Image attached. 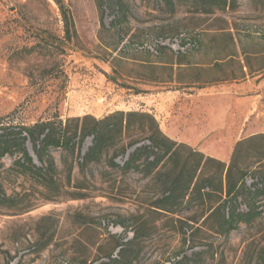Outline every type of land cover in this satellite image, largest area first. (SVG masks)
Here are the masks:
<instances>
[{
	"label": "rangeland",
	"instance_id": "rangeland-1",
	"mask_svg": "<svg viewBox=\"0 0 264 264\" xmlns=\"http://www.w3.org/2000/svg\"><path fill=\"white\" fill-rule=\"evenodd\" d=\"M59 2L74 24L70 40L54 0H0V126L114 112L154 117L157 103L176 101L190 139L211 154L225 157L231 144L264 131V71L257 72L264 53L256 54L264 52V13L254 3L236 0L232 11L203 15L175 0L174 7L123 0L120 9L102 0L101 22L95 0ZM177 57L181 68L172 64ZM215 59L223 60L220 70ZM246 59L254 73L241 79ZM89 146L87 139L82 153ZM51 155V189L22 173L19 157L0 160V188L9 199L0 202V264H106L119 260L121 248L126 260L119 264H264L260 196V217L224 236L214 231V218L204 222L203 207L158 213V184L141 174L109 169L106 159L82 169L76 154ZM255 183L249 174L247 187Z\"/></svg>",
	"mask_w": 264,
	"mask_h": 264
},
{
	"label": "trees",
	"instance_id": "trees-1",
	"mask_svg": "<svg viewBox=\"0 0 264 264\" xmlns=\"http://www.w3.org/2000/svg\"><path fill=\"white\" fill-rule=\"evenodd\" d=\"M54 1L62 16L64 38L70 40L74 33L72 18L59 0ZM167 1L174 7V0ZM175 1L185 2L193 13L203 15H214L236 8V0ZM249 1L264 13V0ZM95 2L102 22L105 4L102 0ZM110 4L119 9L124 6L123 0H108L107 5ZM263 53L256 54L259 56ZM242 54L247 57L246 52L243 51ZM233 57L234 55L230 54L224 60ZM222 63L223 60L220 59L213 61L215 69L219 70ZM172 64L178 68L183 66L180 57ZM240 71L241 79L254 73L248 59ZM261 71H264V63L257 72ZM87 139L90 140V146L82 153L83 144ZM27 143L31 146L39 166L34 164L28 153ZM51 150L76 154L81 159L82 169L101 164L106 159L105 165L109 169L141 174L144 180L158 184L160 195L152 204L158 213L175 215L185 207H203L207 215L204 222L214 218V231L224 236L234 231L239 224L251 223L262 214V210H258L254 205L258 196L264 200V134L238 141L229 163L226 164L185 144L170 140L160 130L155 118L147 113L114 112L101 119L87 115L65 121L54 117L30 126H0V160L7 156L19 157L16 162L19 170L30 175L46 189L56 186L57 168ZM120 158H125L121 166L116 163ZM71 174L72 166L67 169L69 181ZM249 174H253L256 179L252 189L246 184ZM239 200L244 201L246 211L239 209ZM8 201L0 188V202ZM189 229L192 230L191 227ZM139 237L140 234L134 232L133 238ZM124 253L121 248L119 260L109 259L106 264L125 261ZM131 260L128 259L126 264H130ZM182 260L187 258L183 256Z\"/></svg>",
	"mask_w": 264,
	"mask_h": 264
},
{
	"label": "crops",
	"instance_id": "crops-1",
	"mask_svg": "<svg viewBox=\"0 0 264 264\" xmlns=\"http://www.w3.org/2000/svg\"><path fill=\"white\" fill-rule=\"evenodd\" d=\"M155 107L157 109V113L156 115H154V117L159 123L160 130L164 133L166 137H168L170 140L174 142L185 144L189 146L191 149L200 152L207 157L215 158L223 163H226L227 160H230L234 146L238 141L253 135L264 134V131H262L259 133H253L243 136L241 139H239L238 141L234 142V144H231V146H229L227 153H224L225 157H221L220 154L219 155L211 154L205 151L203 148L196 145V143H193V141L196 139L195 138H192L193 140L190 139L189 129L186 124L187 119L180 115L179 112L180 105H177L176 101L169 102L165 106H163V103H157ZM165 110H167L166 113H162V114L160 113V111H165ZM195 131L196 134L201 133L198 127L196 128ZM197 138H201L200 135L197 136Z\"/></svg>",
	"mask_w": 264,
	"mask_h": 264
}]
</instances>
